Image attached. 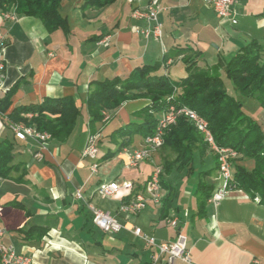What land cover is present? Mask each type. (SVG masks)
I'll return each mask as SVG.
<instances>
[{"label": "crops", "instance_id": "obj_1", "mask_svg": "<svg viewBox=\"0 0 264 264\" xmlns=\"http://www.w3.org/2000/svg\"><path fill=\"white\" fill-rule=\"evenodd\" d=\"M83 1L61 0L59 13L66 19V34L47 33L36 18L18 16L12 10L11 18H6L0 12V35L5 40L0 54L4 65L0 100L12 92L0 111V140L12 138L9 116L19 107L69 98L79 109L63 143L50 139L46 149L39 150L32 140L16 141L15 162L22 169L12 179H0V245L30 256L33 264H153L154 250L133 234L140 228L156 242H173L177 235L183 236L191 264H264V206L242 191H230L216 205L207 203L200 213L194 195L197 177L189 176L175 181V198L166 217L160 213L161 201L147 202L136 215L118 213L130 196L105 198L96 188L101 183L126 181L133 184V191H145L153 165L140 162L136 168H126L117 151L122 138L113 134L140 122L136 114L150 103L143 98L125 101L105 124L93 125L86 108L91 82L125 79L141 66L156 65L153 75L174 83L186 77L185 60L193 58L218 75L226 58L253 40L263 41L264 0H235V25L216 18L202 0H159L162 44L132 32L133 26L143 24L131 18L134 5L127 0L98 9H83ZM147 2L140 0L139 5ZM226 25L234 37L222 36ZM167 60L171 64L165 68ZM256 122L264 134V112ZM90 134L98 136L95 173L90 172L93 162L81 155ZM142 147L143 138L134 135L126 148ZM36 153H41V160L34 159ZM108 154L113 155L105 160ZM154 161L160 164L158 153ZM238 165L248 171L254 167L253 161L240 157ZM219 179L214 171L205 182L215 190ZM164 196L162 189L161 200ZM87 204L116 216L121 231L110 236L97 230ZM173 219H177L176 227L169 225ZM31 229L35 231L25 237Z\"/></svg>", "mask_w": 264, "mask_h": 264}, {"label": "trees", "instance_id": "obj_2", "mask_svg": "<svg viewBox=\"0 0 264 264\" xmlns=\"http://www.w3.org/2000/svg\"><path fill=\"white\" fill-rule=\"evenodd\" d=\"M116 0H84L83 9H98L111 5ZM61 0H0V12L13 11L15 15L32 17L40 20L47 33L68 32L66 19L59 13ZM183 51V50H182ZM181 53V51H179ZM186 77L178 82H170L164 76L153 75L154 66L135 68L125 79L112 78L100 82H91L86 108L90 116V125L102 121L103 112L114 111L125 101L143 98L149 106L137 113V122H131L115 132L122 138L117 151L130 145L132 136L142 138L152 136L157 126V115L166 112L170 106L186 107L202 117L218 147L235 150L241 159L254 163L248 171L233 161V177L228 182L229 191H242L250 200H257L264 206V134L258 125L243 109L240 101L231 97L222 79L202 68L196 59L185 60ZM225 77L233 91L247 99H256L264 109V39L253 40L242 47L225 65ZM12 92L0 100V111L6 108ZM31 114L27 118L26 114ZM107 113V112H105ZM79 109L73 100L62 98L44 100L42 103L19 107L9 116L12 124H21L46 133L51 140L63 143L75 126ZM185 117H178L163 136L162 148L174 154L171 162L167 160L160 166L162 175L160 187L165 196L161 200L160 213L167 216L171 201L175 198V181L185 174L192 175L193 154L200 159L206 153L203 136L187 122ZM112 135V136H113ZM16 138L0 140V179H12L13 173L20 172L15 163ZM160 147V148H161ZM208 147V146H207ZM113 154H108V159ZM213 167L204 169L197 175L195 198L198 212H202L211 197L214 188L205 182L214 171L218 170L216 157L213 155ZM31 229L26 232L29 235ZM25 234V235H26Z\"/></svg>", "mask_w": 264, "mask_h": 264}, {"label": "built area", "instance_id": "obj_3", "mask_svg": "<svg viewBox=\"0 0 264 264\" xmlns=\"http://www.w3.org/2000/svg\"><path fill=\"white\" fill-rule=\"evenodd\" d=\"M129 4L134 5L133 20L142 22L143 26H133L132 32L144 40H153L162 44V28L158 21V14L161 11L159 6V0H148L144 7L139 5L140 0H127ZM234 0H206V5L214 6L215 15L222 20H229L232 25L237 23L236 12L234 9ZM6 18H11V15H5ZM106 42V39L104 40ZM5 46V40L0 35V54ZM171 64L170 60L164 62L166 68ZM0 67L3 69L4 65L0 56ZM174 111L171 106L169 111V118H172V112ZM181 112H187L182 111ZM189 113V112H188ZM191 118H196V114L189 113ZM105 118L104 122L105 124ZM169 119H163L158 134H152V136L143 138V147L138 150H130L123 148L121 154L124 158V166L132 169L136 168L140 162H147L153 165L152 172L148 178L144 192L133 191V184L131 182H122L121 184L116 182L101 183L96 188V193L105 198H112L117 195H128L130 199L121 204L118 207V213H127L130 215H136L142 211L147 202L151 201L155 204H159L162 198V189L160 187V180L162 175V168L159 164H156L154 159L163 144V136L161 129L166 128V121ZM203 124V123H202ZM13 136L18 141L25 142L32 140L38 144L39 150H44L47 147L50 136L46 133H40L37 131H22L11 129ZM208 148L216 157L218 166V175L221 184L213 191L211 197L207 203L218 204L224 200L228 194V182L233 177V161L239 157V154L228 147H218L215 144L212 134H201ZM98 136L90 134L87 137L86 143L81 150L83 158H88L93 162L90 167V172L95 173L97 170L96 158L98 154ZM34 159L41 160V153H36ZM77 198H81L79 193H76ZM91 218L92 225L104 234L115 236L122 227L117 220L116 216L111 215L109 212L99 209L91 204L86 205ZM178 224L177 219L169 221L171 227H176ZM133 234L139 238L146 247L153 249L152 263L156 264L165 260V264H174V262H180L182 264H191L185 239L181 235H177L173 242H156L155 238L151 235L145 234L140 228H135ZM0 264H33L32 258L23 253H16L11 246L0 245Z\"/></svg>", "mask_w": 264, "mask_h": 264}, {"label": "rangeland", "instance_id": "obj_4", "mask_svg": "<svg viewBox=\"0 0 264 264\" xmlns=\"http://www.w3.org/2000/svg\"><path fill=\"white\" fill-rule=\"evenodd\" d=\"M235 1V0H234ZM128 2V1H127ZM128 5H129V2H128ZM203 6L205 7V8H209V7H207L206 5H204L203 4ZM128 7V6H127ZM125 10H127V9H125ZM236 12V11H235ZM10 13H13V12H7V13H4V17H6L5 15H11ZM210 13H211V11H210ZM236 17H237V12H236ZM210 18H213L212 16L210 17ZM216 18H218L217 16H216ZM220 21H225V22H228V23H230V21L229 20H222V19H220V18H218ZM224 29H225V31H224V33H222V36H224L226 39L228 38V36H230L231 38L232 37H234V35H233V33H232V30L230 29V27L228 26V25H226V26H224L223 27ZM217 36H219V35H217ZM216 37H214V39H215ZM243 38V37H242ZM217 40V39H216ZM228 41H229V39H228ZM212 43H214L215 44V42H212ZM216 43H219V41L217 40V42ZM216 45V44H215ZM229 45V44H228ZM228 45H227V47H228ZM226 50V49H225ZM227 60H226V62L225 63H228V61L231 59V58H226ZM225 65L226 64H224V67L222 68V69H220V71H219V74H218V76L222 79V81H223V83H224V85H225V88H226V90H227V93L231 96V97H233V98H235L236 100H238V101H240V103H241V105H242V109H243V111L247 114V115H249L253 120H255V121H257L258 120V118L262 115V113L264 112V109H262L261 108V106H260V104L258 103V101L256 100V99H247V98H244V97H242L239 93H236L235 91H233V89H232V87H231V84L227 81V79H226V77H225ZM3 70V69H2ZM2 70H0V71H2ZM105 112H107V113H105ZM105 112H103V118H104V115L106 116V117H110V115H111V111L109 112V111H105ZM157 118H158V116H157ZM109 120V118H106V120H105V123L107 122ZM102 124H103V122H104V120L102 119V121H100ZM187 122H189L188 120H187ZM193 127H194V125L191 123V122H189ZM14 125H21V124H13V126ZM13 126L12 125H10V127H11V129H13ZM194 129L196 130V128L194 127ZM197 131V130H196ZM158 159L160 160V164L162 165L163 163H164V161H168V162H171L172 160H173V158H174V154L170 151V150H168V149H166V148H159V150H158ZM213 153L211 152V150L206 146V153H205V155L203 156V158L202 159H200V157H199V155L195 152L194 154H193V161H192V175L191 176H195V177H197V175H198V173L199 172H201L202 170H204V169H206V168H208V167H212L213 166V164H214V162H213ZM239 159V157L236 159V160H238ZM236 160H234V161H236ZM16 163V162H15ZM16 164H18L19 165V168H20V170L22 169V164H20V163H16ZM159 164V165H160ZM17 173H19V172H17ZM187 177H186V175L185 174H183V175H181V176H179L178 177V179H186ZM209 181L210 182H208L209 184L210 183H212L211 182V178H209ZM219 183H221V181H220V179L218 180V182L216 183V182H214V185H219Z\"/></svg>", "mask_w": 264, "mask_h": 264}, {"label": "bare ground", "instance_id": "obj_5", "mask_svg": "<svg viewBox=\"0 0 264 264\" xmlns=\"http://www.w3.org/2000/svg\"><path fill=\"white\" fill-rule=\"evenodd\" d=\"M202 2L206 5V0H202ZM206 6L210 7L213 10V12H214V6H211V5H206ZM131 18L133 19V11L131 12ZM0 70H2L1 67H0ZM170 108H171V106L169 107V109L166 112L161 113L158 116L157 126H156L154 134H158L159 133L160 124H161L163 119H169V120L166 121V128H162L161 129V134H164V132L170 126L174 125L178 117H185L186 119H188L195 126L196 130L200 134H206V132H208V134H211V132H210V130L208 128L207 122L202 117L198 116L194 111H192V110H190V109H188L186 107L176 108V107L173 106L174 111L172 112V118H169ZM182 109H183V111H187V112H181ZM188 112L191 113V114H196V118H191ZM27 117L31 118L32 115L30 114ZM104 117H106V116L104 115ZM103 120H104V118H103ZM105 120H106V118H105ZM13 129L22 130V131H35L33 128H28V127H25L23 125H14Z\"/></svg>", "mask_w": 264, "mask_h": 264}]
</instances>
